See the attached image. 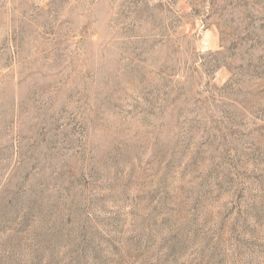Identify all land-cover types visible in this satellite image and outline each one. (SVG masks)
I'll list each match as a JSON object with an SVG mask.
<instances>
[{
	"label": "rangeland",
	"instance_id": "obj_1",
	"mask_svg": "<svg viewBox=\"0 0 264 264\" xmlns=\"http://www.w3.org/2000/svg\"><path fill=\"white\" fill-rule=\"evenodd\" d=\"M0 264H264V0H0Z\"/></svg>",
	"mask_w": 264,
	"mask_h": 264
}]
</instances>
